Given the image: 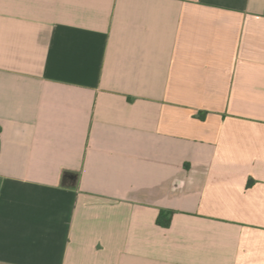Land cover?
<instances>
[{"label":"crops","instance_id":"0c3cea01","mask_svg":"<svg viewBox=\"0 0 264 264\" xmlns=\"http://www.w3.org/2000/svg\"><path fill=\"white\" fill-rule=\"evenodd\" d=\"M0 264H264V0H0Z\"/></svg>","mask_w":264,"mask_h":264},{"label":"trees","instance_id":"16d2710c","mask_svg":"<svg viewBox=\"0 0 264 264\" xmlns=\"http://www.w3.org/2000/svg\"><path fill=\"white\" fill-rule=\"evenodd\" d=\"M78 180H79V172L73 170L63 171L62 179H61V183L63 186L77 187ZM173 213H174L173 210H169V211L161 210L158 217V223L162 226L170 225Z\"/></svg>","mask_w":264,"mask_h":264}]
</instances>
